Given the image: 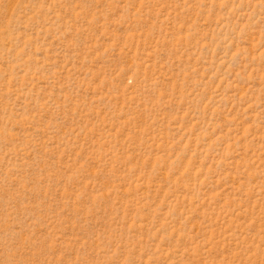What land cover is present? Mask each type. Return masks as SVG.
Wrapping results in <instances>:
<instances>
[{
	"label": "rangeland",
	"instance_id": "1",
	"mask_svg": "<svg viewBox=\"0 0 264 264\" xmlns=\"http://www.w3.org/2000/svg\"><path fill=\"white\" fill-rule=\"evenodd\" d=\"M0 264H264V0H0Z\"/></svg>",
	"mask_w": 264,
	"mask_h": 264
}]
</instances>
